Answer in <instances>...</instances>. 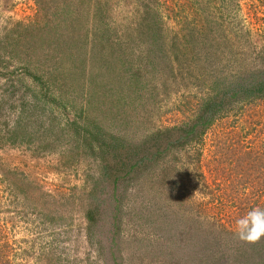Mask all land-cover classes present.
<instances>
[{
  "label": "rangeland",
  "instance_id": "374dc122",
  "mask_svg": "<svg viewBox=\"0 0 264 264\" xmlns=\"http://www.w3.org/2000/svg\"><path fill=\"white\" fill-rule=\"evenodd\" d=\"M253 208L264 0H0V264H264Z\"/></svg>",
  "mask_w": 264,
  "mask_h": 264
},
{
  "label": "clouds",
  "instance_id": "9594fccd",
  "mask_svg": "<svg viewBox=\"0 0 264 264\" xmlns=\"http://www.w3.org/2000/svg\"><path fill=\"white\" fill-rule=\"evenodd\" d=\"M236 235L242 241L254 243L264 237V209H250L236 221Z\"/></svg>",
  "mask_w": 264,
  "mask_h": 264
},
{
  "label": "trees",
  "instance_id": "16d2710c",
  "mask_svg": "<svg viewBox=\"0 0 264 264\" xmlns=\"http://www.w3.org/2000/svg\"><path fill=\"white\" fill-rule=\"evenodd\" d=\"M252 85H254V83L252 82L251 84H250V86H248V87H245L244 89H242V88H239V91L241 90V91H244L245 93H246V95L244 96V97H249V96H251V94H256V95H258L259 97L260 96H263V89H262V87L261 86H258L256 89H255V91H252L253 89H252ZM261 85V84H260ZM142 160L144 159V157H142L141 158Z\"/></svg>",
  "mask_w": 264,
  "mask_h": 264
}]
</instances>
